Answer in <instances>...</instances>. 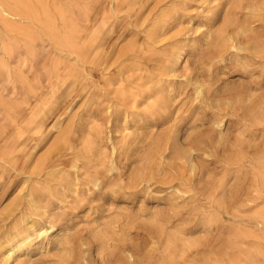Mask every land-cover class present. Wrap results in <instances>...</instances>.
<instances>
[{
    "label": "rangeland",
    "instance_id": "1",
    "mask_svg": "<svg viewBox=\"0 0 264 264\" xmlns=\"http://www.w3.org/2000/svg\"><path fill=\"white\" fill-rule=\"evenodd\" d=\"M40 1L59 33L74 27V43L85 59L78 63L29 20L0 14V42L7 49L0 66V248L7 246L15 228L34 224L50 232V244L43 242L46 249L41 251L37 239L27 257L21 256L30 264H84L82 257L88 264H120L125 252L134 253L141 263L158 264L169 242L174 243L169 252L176 255L172 264H204L205 257L211 258L206 264H216L217 256L228 264L237 254L229 247L235 246L241 253L257 250L255 262L264 264V228L252 219L254 212H264V196L251 200L257 188L246 169L243 175L225 169L228 150L195 159L194 173L172 152L154 165L144 161L146 133L152 130L157 138L172 130L184 145L194 118L199 121L193 124L203 125L201 131L221 119L228 145L237 141L251 159L257 158L258 151L250 146L262 140L260 128L226 102L232 103L238 90L256 98L262 94L261 65L248 57L242 68L236 60L247 54L238 58L227 54L209 71L205 59L193 50L203 43L206 28H218L237 0ZM241 1L242 8L264 4ZM23 2L39 11L35 0ZM257 14L253 27L264 29L263 11ZM154 25L163 27L162 41L156 45L147 39ZM18 29L29 30L30 37ZM179 50L183 59L176 75H161L167 58ZM196 82L210 91L201 109ZM136 83L139 90L161 93L171 103V111L177 113L174 124L160 121L153 126L142 114V100L133 108L128 100L118 99L120 88L131 91ZM225 85L226 93H221ZM41 114H50L43 124ZM63 132L75 147L73 152L53 149ZM46 156L55 171L39 180L47 189L38 195L46 212L32 214L22 193L31 184L33 165ZM138 171L142 178L131 182ZM76 177L77 196L59 204L57 197ZM94 179L99 180L98 187L93 186ZM220 181L225 193L211 192ZM211 194L214 201L207 200ZM221 197L225 202L218 205ZM112 220L110 229L107 223ZM56 239L68 241L71 252L57 248Z\"/></svg>",
    "mask_w": 264,
    "mask_h": 264
},
{
    "label": "bare ground",
    "instance_id": "2",
    "mask_svg": "<svg viewBox=\"0 0 264 264\" xmlns=\"http://www.w3.org/2000/svg\"><path fill=\"white\" fill-rule=\"evenodd\" d=\"M35 2L40 6L39 11L37 12L33 11V9L29 7L27 2L24 3L23 0H1L0 14L4 18L18 19L20 21L29 20L28 22L32 24L33 27L37 28L40 32L46 33L58 48L68 52L69 55L75 56L78 63L83 62V60L85 59V53L81 52L78 46L76 47L73 40L74 31L72 30V28L74 27L67 26L65 32L59 33L56 30L53 18L51 17V15H49V13H47L45 7L41 6V1L35 0ZM241 2V0L233 1L234 8L225 11L224 15L221 18V25L216 29L213 28V25L208 26V28H206V30L202 34L203 43L198 48L194 45L193 50L197 52L198 55L203 58V60L205 59L204 61L207 62L209 71L217 63L224 62V58L227 54L233 55L234 57L238 58L240 57L239 55H241V53H245L247 54L245 55L246 57L237 59L236 63L243 68V66L247 64V61L245 60L250 57V60H252L254 63L261 65L260 72L264 80V29L258 30L257 28L253 27V23L255 22L254 19L257 20L256 16L258 15V11H263L264 17V4L257 7H253L252 4H247L245 5L246 8H242ZM243 10H246V13H241V11ZM240 17H243V19L240 20ZM263 17H261V21H264ZM6 27L9 28L8 26ZM11 30L16 31V28H12ZM18 30H20V34L23 37H30L31 32L29 30ZM162 34L163 27L154 25L149 30L147 39L152 44L156 45L161 43ZM2 55H7V49H4V46H2L0 42V66H2L4 63V59L1 58ZM182 59L183 50H179L171 54L167 58L165 65L162 68L163 72L161 75L168 77L170 75H176V72L178 70L177 67L181 63ZM186 65L187 61H185L184 63V66ZM137 79H140V77H137ZM190 81V79H187V82ZM195 85V95L196 99L199 97L198 107L201 109L203 106H205V102H207L210 91H208L205 86L201 85L198 82H196ZM231 86L235 91V84L229 85V87ZM227 87L228 86L225 85L221 90V93H226ZM123 88L124 87L118 90V99H120L121 101L128 100L129 103H131V107L133 108H137V105L140 103L139 100H142L145 104L144 110L142 109V114L150 119V123H152L153 126H155L156 123L160 121L164 122V124L170 121L174 124V122L176 121L177 113L171 111V103H169L161 93H158L156 91L151 92V89L148 88H146L145 91H141L139 90L141 86L138 83L135 84V87L131 89V91H126ZM261 90L262 94H260L258 98H256L257 96L247 94L246 92L239 93L238 90V95L234 97L235 100L232 103L226 102V105L231 107L234 111L239 110L240 112H242L243 119L247 118L251 123V126L258 129L260 128L262 140H260L259 145L255 144L253 146H250V148L252 147L256 151H258L257 158L255 160L251 159L248 156V149L242 147V145H240V143H238L237 141L228 145L226 134L221 130V119L211 121L208 128L205 131H201L200 128L203 127V125L198 126L193 124L199 121V119L194 118L192 121V125L189 128V132L183 140L184 145H182V142H179L177 133H174V131L172 130H169V132H166L163 135L158 136L157 138H153L154 131L152 130L146 133L143 137H145V141L148 142V150L144 155V161L148 162L150 165H154L157 160H159L160 163V160L164 159L167 153L172 152L174 159H184L186 162H188L190 165V171L194 173L196 170L195 159L200 157L205 160L212 157L219 150H228L230 152V156L229 158L224 160L225 169L234 170L235 174L237 175H243V169H246V172H248V174L252 176L251 182L257 188V196H255L251 200L254 201L260 198V195L264 196V87H261ZM215 91L216 90L211 92L213 94H216ZM216 105L220 106L219 103H216ZM41 115L42 116L39 122L40 124H43L44 122H46L50 114ZM214 116L217 117L216 115ZM154 117L156 118L153 119ZM208 120L210 121V119ZM58 128L59 126L56 127V129ZM137 138L138 137L136 135H133V144L135 145H137L138 143ZM61 148H66L71 152L75 150V147L71 143H69L68 135H66L64 132L60 134V137L53 145L54 150H60ZM112 150H114V148ZM50 159L48 156H46L36 161V163L33 165L30 177L31 184L27 185L23 189V198L26 200V203L32 214L41 213L42 215H44L46 212V206L44 204H41L38 195L44 194L47 189L45 188V186L40 185L39 180H41L45 176H50L55 173V171H52L50 169ZM141 174L142 173L139 171L137 173H134L130 181L134 183L137 180L141 179ZM77 182L78 177H76V179L72 183L64 187L63 193H61L56 199L59 204H64L68 201L69 198H75L77 196ZM98 182V179H94L93 186L98 187ZM215 190H221L223 194L225 193L224 186L221 181L217 183L215 189L211 190V192L214 193ZM173 191L174 194H180L177 189H174ZM211 195L208 196L207 200L214 201L215 198H213V195L211 197ZM223 202H225L224 198L221 197V199H219V201L216 203L218 205H222ZM245 203H250V200H246ZM252 219L258 225L264 228V212L262 210L254 212ZM107 225L108 228L112 229L113 220L108 222ZM49 235L50 232L48 230L38 229L34 224H30L27 228L24 229L21 227L15 228L11 238L6 241L7 246L0 248V264H30L28 260L21 259V256L25 254L24 256L27 257V255L31 252V248L34 246L33 243L36 242L37 239L41 241L40 247H38L37 249L45 251L46 247L50 244L47 242ZM241 236L242 234L238 233L237 237L241 238ZM43 242L45 243L46 247L43 245ZM53 243L57 248H60L66 254H69L71 252V247L69 246L68 241L56 239L55 241H53ZM173 244L174 243L172 242L168 243L167 248L164 252L163 261L159 262L158 264L174 263L176 255L169 252V248H172ZM229 249L237 250V254L227 262L228 264H256L255 256L257 255V250H248V252L241 253L238 250L239 246H235L234 248L229 247ZM210 259V257H205L204 264H206V262H210ZM81 260L84 262V264H88L86 258L82 257ZM214 263L224 264L225 262L222 257L219 258L217 256L214 260ZM120 264L144 263H141V260L137 259L134 253L125 252L123 262Z\"/></svg>",
    "mask_w": 264,
    "mask_h": 264
}]
</instances>
